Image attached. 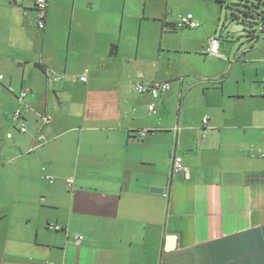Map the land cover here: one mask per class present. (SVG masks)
Returning <instances> with one entry per match:
<instances>
[{"label": "crops", "instance_id": "0c3cea01", "mask_svg": "<svg viewBox=\"0 0 264 264\" xmlns=\"http://www.w3.org/2000/svg\"><path fill=\"white\" fill-rule=\"evenodd\" d=\"M82 2L65 28L66 1L47 0L40 29L33 0H0V264H264V36L233 59L219 38L217 58L198 11L170 21L162 0ZM187 13L197 26H177ZM128 15L147 36L136 46ZM154 81L170 88L136 90ZM21 88L27 128L14 135Z\"/></svg>", "mask_w": 264, "mask_h": 264}, {"label": "rangeland", "instance_id": "374dc122", "mask_svg": "<svg viewBox=\"0 0 264 264\" xmlns=\"http://www.w3.org/2000/svg\"><path fill=\"white\" fill-rule=\"evenodd\" d=\"M67 3V13L64 22V27L70 25V13L71 4L73 0H63ZM84 3L86 0H82ZM261 0H162V3L165 6L163 15L161 18L163 20H172L179 11L181 10H195L200 12L204 17L203 23L206 28L215 29L214 33L222 42L226 44V48L229 50V56L231 59L241 54V52L248 46H250L255 37L251 36L252 33L256 31L257 22L260 21L261 16L264 13V7L260 3ZM193 8V9H191ZM246 12V13H245ZM115 14V11H114ZM238 15L237 18H231L230 15ZM94 17V16H93ZM116 26L119 28L120 23L122 22V15L119 12H116ZM95 20L97 18L94 17ZM136 18L133 15H128L124 21V31L127 32L128 37L134 39V46L138 42H143L147 39V36L144 32L140 31V26L137 24ZM138 20V19H137ZM140 21V20H138ZM145 22V21H144ZM236 22H239L242 25V28L237 31H230V26ZM111 26L109 30L113 28V19L110 21ZM144 24V23H143ZM57 40V39H56ZM65 35L61 37V43L63 48V42L65 43ZM67 44V41L66 43ZM164 55H170L171 52H166L165 49L162 51ZM204 56V54H203ZM165 58V56L163 57ZM78 65V63L76 64ZM50 82L55 84V75H49ZM26 100V98H25ZM18 106V104H17ZM14 111V110H13ZM2 115V110L0 111ZM40 118V116H38ZM41 119V118H40ZM12 128H14L15 133H20L17 126L13 123L11 119ZM27 128V127H26ZM3 137V135H0ZM7 144H13L12 139H5ZM3 140V141H5ZM8 146V145H7ZM9 151V150H8ZM19 152H8V162H11L12 169L17 170L16 174L11 175L12 184L18 182L19 185L25 182L24 173L22 169L18 167L19 162L24 160L26 155H19ZM26 154V153H25ZM21 158V159H20ZM21 163H24L23 161ZM16 164V165H15ZM9 167H7L8 170ZM2 179L0 180V186H8L10 184V178L6 172L2 173ZM1 174V175H2ZM23 174V175H22ZM23 184V183H22Z\"/></svg>", "mask_w": 264, "mask_h": 264}, {"label": "built area", "instance_id": "2783aa9c", "mask_svg": "<svg viewBox=\"0 0 264 264\" xmlns=\"http://www.w3.org/2000/svg\"><path fill=\"white\" fill-rule=\"evenodd\" d=\"M36 11H37V17H36V25L38 28L43 29L45 26V16H46V9H47V0H33ZM177 26H197L199 24L198 21L193 19V15L191 13H187L185 15H180L178 18V21L176 22ZM256 32L255 34L264 36V19L260 20V22L256 25ZM206 54L210 56H214L217 58H223L224 54L220 51V39L217 36H211L209 38L208 46L206 48ZM55 75V81L62 79L64 76L62 74H52V76ZM2 75L0 74V80L2 79ZM80 80H85V75H82L79 77ZM170 88V84L168 82L164 81H154L149 83H138L136 85V90L138 92H148L152 94L153 97H157L163 92H166ZM30 92L28 88H21L17 94L18 100L21 102L23 107H17L11 115L12 121L17 125V128L20 132L26 131V124H25V117H24V111L28 107V104L25 100L27 94ZM261 94L264 95V77L261 79ZM149 111H154V104H150L148 106ZM40 118L43 121L47 120V116L39 115ZM147 133V130H141L139 132L140 135H145ZM46 141V138L43 135L36 136V144L40 145ZM36 147V146H35ZM34 147L30 148L33 149ZM172 171L173 173H183L184 175L188 174V169L183 165L182 159L180 156H175L172 161ZM45 178L49 180L50 182L53 181L52 175H46ZM264 178V175H263ZM72 179L67 180V185L71 183ZM54 230H62V226L58 224H53L51 226ZM73 242L79 243L82 239V236L77 234L73 238Z\"/></svg>", "mask_w": 264, "mask_h": 264}, {"label": "water", "instance_id": "95a60500", "mask_svg": "<svg viewBox=\"0 0 264 264\" xmlns=\"http://www.w3.org/2000/svg\"><path fill=\"white\" fill-rule=\"evenodd\" d=\"M230 16L233 19L238 17V15H235V14L234 15H230ZM241 28H242V25L239 22H236V23H234V24H232L230 26V31H237V30H240ZM226 53H227V51H226ZM149 191L152 192V193H162V189L161 188H157V187H150Z\"/></svg>", "mask_w": 264, "mask_h": 264}, {"label": "trees", "instance_id": "16d2710c", "mask_svg": "<svg viewBox=\"0 0 264 264\" xmlns=\"http://www.w3.org/2000/svg\"><path fill=\"white\" fill-rule=\"evenodd\" d=\"M260 3H261L262 5H264V0H261ZM263 7H264V6H263ZM245 13H246V12H245ZM262 19H264V13H263V15L261 16V19H260V20H262ZM259 22H260V21H259ZM259 22H257V24H258ZM256 31H257V30H256ZM256 31H255V32H256ZM255 32H254V33H255ZM254 33H252L251 36H254L255 38L259 36L258 34H255V35H254Z\"/></svg>", "mask_w": 264, "mask_h": 264}]
</instances>
